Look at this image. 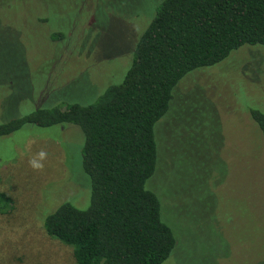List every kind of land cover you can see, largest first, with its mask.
Segmentation results:
<instances>
[{
    "label": "rangeland",
    "instance_id": "1",
    "mask_svg": "<svg viewBox=\"0 0 264 264\" xmlns=\"http://www.w3.org/2000/svg\"><path fill=\"white\" fill-rule=\"evenodd\" d=\"M156 1L0 0V123L49 96L56 105L94 101L125 72ZM87 2L99 11L73 18ZM54 33L65 36L60 44L49 43ZM227 59L182 79L154 128L156 167L145 189L175 239L163 264H264V141L248 113L264 102V48ZM69 128L26 125L0 138V195L9 200L0 203V264H76L42 223L63 203L88 204L83 136ZM41 150L48 157L35 170L29 160Z\"/></svg>",
    "mask_w": 264,
    "mask_h": 264
},
{
    "label": "trees",
    "instance_id": "2",
    "mask_svg": "<svg viewBox=\"0 0 264 264\" xmlns=\"http://www.w3.org/2000/svg\"><path fill=\"white\" fill-rule=\"evenodd\" d=\"M90 4H79L73 18L84 10L92 14L97 5ZM150 5L153 16L129 48L123 76L94 101L56 105L49 96L40 107L0 123V138L26 125L70 127L82 134L88 204L78 209L63 203L42 221L45 234L69 247L76 264H163L169 258L174 235L161 221L158 198L145 189L156 167L155 125L189 73L216 66L241 47L264 48V0H157ZM115 17L124 28L120 15ZM88 28L78 32V43ZM63 37L54 33L49 43L60 44ZM47 64L41 68L49 76L54 67ZM263 104L248 113L264 141ZM0 203L9 200L0 195Z\"/></svg>",
    "mask_w": 264,
    "mask_h": 264
},
{
    "label": "clouds",
    "instance_id": "3",
    "mask_svg": "<svg viewBox=\"0 0 264 264\" xmlns=\"http://www.w3.org/2000/svg\"><path fill=\"white\" fill-rule=\"evenodd\" d=\"M48 153L44 150L36 153L32 158L29 160V165L33 167L35 170H43L44 168V161L47 159Z\"/></svg>",
    "mask_w": 264,
    "mask_h": 264
}]
</instances>
